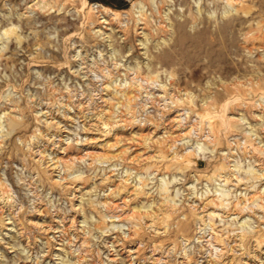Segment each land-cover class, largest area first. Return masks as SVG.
Masks as SVG:
<instances>
[{"label": "rangeland", "instance_id": "374dc122", "mask_svg": "<svg viewBox=\"0 0 264 264\" xmlns=\"http://www.w3.org/2000/svg\"><path fill=\"white\" fill-rule=\"evenodd\" d=\"M0 264H264V0H0Z\"/></svg>", "mask_w": 264, "mask_h": 264}, {"label": "bare ground", "instance_id": "6f19581e", "mask_svg": "<svg viewBox=\"0 0 264 264\" xmlns=\"http://www.w3.org/2000/svg\"><path fill=\"white\" fill-rule=\"evenodd\" d=\"M152 2H154L155 0H151Z\"/></svg>", "mask_w": 264, "mask_h": 264}]
</instances>
